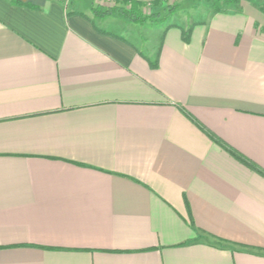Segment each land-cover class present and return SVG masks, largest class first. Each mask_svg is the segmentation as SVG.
Here are the masks:
<instances>
[{
	"label": "crops",
	"instance_id": "0c3cea01",
	"mask_svg": "<svg viewBox=\"0 0 264 264\" xmlns=\"http://www.w3.org/2000/svg\"><path fill=\"white\" fill-rule=\"evenodd\" d=\"M257 1L0 0V264H264Z\"/></svg>",
	"mask_w": 264,
	"mask_h": 264
},
{
	"label": "trees",
	"instance_id": "16d2710c",
	"mask_svg": "<svg viewBox=\"0 0 264 264\" xmlns=\"http://www.w3.org/2000/svg\"><path fill=\"white\" fill-rule=\"evenodd\" d=\"M167 0H154L149 2H142L138 0H129L128 2V9L127 8H117V7H110L107 9L96 7L93 9L95 17L100 18H106L112 15H118L130 23L133 24H142L146 23L148 21H155L157 19L161 18L162 22H165L169 19V17L174 16L177 11L179 10V5L176 6H166ZM206 2H213L214 3V10L215 12H220L219 4L220 3H226L228 5H236L239 4L242 0H204ZM151 3V6L153 7V11L151 14H147L144 9L147 7L148 4ZM261 11L264 13V3L260 6ZM211 137L220 143L221 145H224L220 140L215 138L213 135ZM231 153L236 156L238 159H240L242 162L247 163L252 168L262 172L260 168H258L255 164L245 160L239 153H237L234 150H230Z\"/></svg>",
	"mask_w": 264,
	"mask_h": 264
},
{
	"label": "rangeland",
	"instance_id": "374dc122",
	"mask_svg": "<svg viewBox=\"0 0 264 264\" xmlns=\"http://www.w3.org/2000/svg\"><path fill=\"white\" fill-rule=\"evenodd\" d=\"M92 1L93 0H80V2L82 4H84L86 7L92 5ZM129 0H112V1H108V0H99L101 6H104V9L110 8V7H117V8H127L128 9V3H124V2H128ZM259 3V5L261 6V4L264 3V0H258L257 1ZM166 6H176L179 5L180 7V14L178 13V15L171 16L169 17V19L167 20V22H176V23H183L184 20H186V11L187 10H197L199 12L201 11H208L213 9L214 3L213 2H206L204 0H167L165 3ZM227 5V6H226ZM106 6V7H105ZM108 6V7H107ZM229 5L226 3H220L219 4V8H224V7H228ZM232 6V5H230ZM100 7V6H99ZM102 8V7H101ZM201 10V11H200ZM144 11L147 14H151L153 11V7L151 6V3L147 5V7H145ZM192 18H190L191 20ZM194 19V18H193ZM192 21V20H191Z\"/></svg>",
	"mask_w": 264,
	"mask_h": 264
},
{
	"label": "built area",
	"instance_id": "2783aa9c",
	"mask_svg": "<svg viewBox=\"0 0 264 264\" xmlns=\"http://www.w3.org/2000/svg\"><path fill=\"white\" fill-rule=\"evenodd\" d=\"M108 1H112V0H108Z\"/></svg>",
	"mask_w": 264,
	"mask_h": 264
}]
</instances>
